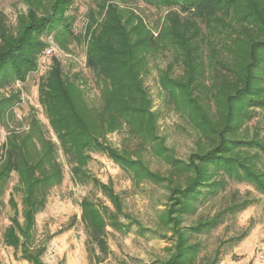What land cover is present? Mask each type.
I'll list each match as a JSON object with an SVG mask.
<instances>
[{
  "label": "trees",
  "instance_id": "obj_1",
  "mask_svg": "<svg viewBox=\"0 0 264 264\" xmlns=\"http://www.w3.org/2000/svg\"><path fill=\"white\" fill-rule=\"evenodd\" d=\"M149 1L167 12L168 24L155 37L140 20L134 24L122 20L121 11L110 5L101 8L105 16L99 26L88 29L85 66L101 85L100 107L88 108L75 82L64 74L60 61L52 57L38 85V100L56 142L47 137L34 117L27 132L12 133L7 140L0 170V195L7 188L6 181L16 174L17 183L11 190L13 195L21 196L22 221L17 204L10 197L15 213L2 241L28 264H44L41 256L45 248L34 245L33 228L48 193L62 182L59 151L66 158L74 184L91 185L113 206L111 211L89 198L79 204L89 244L102 253L107 250L106 228H118L122 208L110 185L87 172L92 152L106 155L136 181H151L170 193V204L159 216L164 233L173 240L172 255L164 264L217 263L219 251L212 260L196 262L199 244L190 238L215 229L227 212L234 214L246 204L228 205L211 217L183 227V216L194 211L203 190L213 194L224 186L226 177L253 183L264 195V172L254 161L260 153L264 155V142L257 135L243 138L240 133L252 112H264V0ZM69 2L53 0L49 13L40 17L29 10L26 19L30 22L26 20L24 25L21 20L15 33L0 25V87L14 79L24 81L37 70L38 54L43 49L38 35L58 28L64 29L58 32L60 37L69 32L63 18ZM164 47L181 65L182 74L179 79L170 80L168 71L164 72L160 78L162 88L173 99L175 108L188 115L194 129L214 146L204 153L190 154L186 160L168 156L160 147L156 155L165 157L172 172L161 177L140 159L114 151L104 140L122 124L129 127L132 136L149 142L156 139V114L151 110L141 74L146 57ZM171 68L167 66V70ZM11 104V98H0V126ZM250 149L257 150L255 156L247 154Z\"/></svg>",
  "mask_w": 264,
  "mask_h": 264
},
{
  "label": "rangeland",
  "instance_id": "obj_2",
  "mask_svg": "<svg viewBox=\"0 0 264 264\" xmlns=\"http://www.w3.org/2000/svg\"><path fill=\"white\" fill-rule=\"evenodd\" d=\"M52 2L0 0V25L15 33L21 20H24L25 25L29 10H34L40 17L49 13ZM108 5L121 11L122 20L128 19L133 24L140 20L153 37L168 24L166 9L149 0H70L63 12L65 23L70 27L69 32L60 37L57 34L64 29L58 28L38 35L37 40L43 49L38 54L37 70L29 73L24 81L14 79L0 87V98H11L12 102L4 112L0 126V170L10 134L27 132L33 117L44 127L47 137L56 142L38 100V85L52 57L60 61L64 74L75 82L88 108H98L102 104L101 85L94 73L86 68L85 60L88 29L92 27L95 30L99 26L105 16V10L101 8ZM48 41L52 43L48 44ZM50 45L54 51L50 57H44L43 51ZM168 65L172 66L171 70H167ZM166 71L170 80L179 79L182 74L181 65L174 61L169 49L159 48L146 57L141 77L151 110L156 114V139L149 142L141 136H132L129 127L122 124L119 129L107 134L104 140L114 151L125 153L131 159H140L150 171L161 177L172 172H169L170 166L164 160L165 157L156 155L160 147L168 156L186 160L190 154L198 151L204 153L214 146L194 129L188 115L175 108L173 99L162 88L160 78ZM208 82L209 77L205 81L206 86ZM203 100L211 106L209 99L204 97ZM240 131L243 138L257 135L264 142V112L259 109L252 112L250 120L242 125ZM256 152L250 149L247 154L255 156ZM257 157L254 159L256 167L264 172V155L260 153ZM58 161L63 170L62 182L48 193L46 204L36 215L33 228L34 245L45 248L41 256L44 264H164L171 257L173 240L164 233L159 222L160 212L168 207L171 200L167 189L145 179L136 181L106 155L92 152L86 166L87 172L110 185L119 197L122 208L118 215V228H106L107 250L102 253L97 248L93 250L89 244L85 226L80 219L79 204L83 198H89L111 211L114 210L113 206L91 185L74 184L70 167L60 151ZM17 179V175L12 174L6 181L7 188L0 195V264H28L19 252L15 254L2 241L3 232L11 225L15 213L9 203L10 197L17 204L19 220L22 221L21 196L19 193L13 195L11 190ZM224 181V186L218 187L213 194H206L207 191L203 190L194 211L183 216L182 226L211 217L228 205H246L234 214L227 212L223 222L215 229L190 238L192 243L199 244L196 262L212 260L216 251H219L216 264H264V195L253 183L226 177Z\"/></svg>",
  "mask_w": 264,
  "mask_h": 264
},
{
  "label": "built area",
  "instance_id": "obj_3",
  "mask_svg": "<svg viewBox=\"0 0 264 264\" xmlns=\"http://www.w3.org/2000/svg\"><path fill=\"white\" fill-rule=\"evenodd\" d=\"M49 43H52V42L48 41V44ZM53 51H54V47L52 45H50V47L45 48L42 55L44 57H50L52 55Z\"/></svg>",
  "mask_w": 264,
  "mask_h": 264
}]
</instances>
